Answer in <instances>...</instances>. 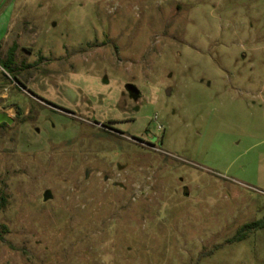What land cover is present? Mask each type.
Returning a JSON list of instances; mask_svg holds the SVG:
<instances>
[{
    "label": "rangeland",
    "instance_id": "obj_1",
    "mask_svg": "<svg viewBox=\"0 0 264 264\" xmlns=\"http://www.w3.org/2000/svg\"><path fill=\"white\" fill-rule=\"evenodd\" d=\"M0 112V264H264V0H0Z\"/></svg>",
    "mask_w": 264,
    "mask_h": 264
},
{
    "label": "trees",
    "instance_id": "obj_2",
    "mask_svg": "<svg viewBox=\"0 0 264 264\" xmlns=\"http://www.w3.org/2000/svg\"><path fill=\"white\" fill-rule=\"evenodd\" d=\"M17 49V45L14 44L12 46L9 47L8 51H7V57L4 60V64L6 67L11 66L14 63L15 60V50ZM12 78L14 79V81L18 82V80L12 76ZM1 207V205H0Z\"/></svg>",
    "mask_w": 264,
    "mask_h": 264
},
{
    "label": "water",
    "instance_id": "obj_3",
    "mask_svg": "<svg viewBox=\"0 0 264 264\" xmlns=\"http://www.w3.org/2000/svg\"><path fill=\"white\" fill-rule=\"evenodd\" d=\"M127 88L134 93H138V90L132 84H128ZM3 121L7 123H12L13 118L10 117L7 112H0V122Z\"/></svg>",
    "mask_w": 264,
    "mask_h": 264
}]
</instances>
